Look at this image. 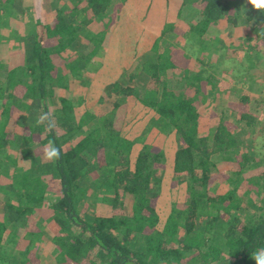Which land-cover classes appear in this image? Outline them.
<instances>
[{
	"label": "trees",
	"instance_id": "16d2710c",
	"mask_svg": "<svg viewBox=\"0 0 264 264\" xmlns=\"http://www.w3.org/2000/svg\"><path fill=\"white\" fill-rule=\"evenodd\" d=\"M114 1L119 2L69 0L73 7L61 5L53 23H31V30L20 32L17 24L30 11V2L0 0V36L3 29L13 25L14 41L18 42L23 61L8 68V63L0 59V71L4 73L0 74V177L12 170L17 183L13 193L18 201L6 204L7 224L13 232L16 225L26 229L18 239L16 233L0 246V264H45L36 252L42 233L47 235L44 226L48 222L53 226L54 236H48L57 248V264H256L252 253L264 248V160L260 159L264 146L258 143L254 147L255 141L248 140L256 129V119L248 111L240 114L236 125L221 119L206 137L199 135L206 82L209 76L219 74H212L207 67V57L191 69L176 64V48L165 43L160 50L155 45L153 54L138 63L126 83L117 81L107 88L110 100L103 99L111 112L87 119L94 125L99 123V127L74 146L63 142L78 130L72 121L77 103L63 98L60 104L49 103L54 88L65 87L64 76L52 72L54 62L75 77L93 64L102 37L94 35L90 25H103ZM80 4L85 6L81 8ZM188 5L195 10V18L187 22L191 33L202 36L207 28L228 20L249 29L244 39L245 44L249 43L247 50L264 45V10H255L247 3L248 11L240 13L236 7L232 10L226 0H184L180 1L178 17ZM87 13L92 19H87ZM79 34L87 35L85 45L78 42ZM254 39L257 43L250 46ZM66 50L75 51L77 58L73 54V60L68 61ZM129 97L147 102L176 132L173 177L175 184H186L187 199L182 207L172 205L162 227L154 202L166 156L162 149L143 143L131 162L134 144L116 126L120 103L114 101ZM234 105L230 109L236 112ZM47 112L56 122L51 132L45 131L46 125L36 123L39 115ZM50 141L60 149V158L55 162L44 159ZM85 152L94 156L93 161ZM18 153L21 159L29 160L27 171L11 169ZM1 156L7 163H1ZM221 163L230 166L223 173L231 189L213 194L210 187L215 184L214 172ZM256 170L259 173H253L255 176H246ZM97 171L96 179L93 173ZM46 175L51 178L49 184L44 182ZM84 177L100 184L97 193L113 207L111 216L80 215L89 203L90 187ZM240 189L245 199L238 196ZM120 191L133 200L130 213L124 210L125 202L118 199ZM44 206L50 207L54 215L39 230L28 231L29 222L42 218L34 215L35 211ZM249 206L255 208L253 213ZM6 230L0 222V243ZM18 244L19 250L13 251L12 246Z\"/></svg>",
	"mask_w": 264,
	"mask_h": 264
},
{
	"label": "rangeland",
	"instance_id": "374dc122",
	"mask_svg": "<svg viewBox=\"0 0 264 264\" xmlns=\"http://www.w3.org/2000/svg\"><path fill=\"white\" fill-rule=\"evenodd\" d=\"M30 2V0H27ZM36 2L42 1V0H35ZM49 2V0H43V2ZM180 1H184V0H180ZM191 1V0H190ZM228 1V3L232 6V10H234V7H236L237 10H239L240 13H244L247 10V3L244 0H226ZM32 2V0H31ZM51 9V8H50ZM194 8L191 5H188L187 7H185L184 9V14H182L181 17L177 16V20L174 23L175 29L177 31V33L179 35H182L183 33H188L189 35H191V37L197 39V35L190 33L189 27H188V20H192L195 17L193 16V14H195L194 12ZM53 16V12L49 11V13H46V20H49L51 17ZM76 21V20H75ZM109 21V20H108ZM108 21H104V24L101 26L99 25L98 27H94L91 28V32L94 35H100V37L103 38V40L106 37L108 28L107 27V23ZM197 21H198V17H197ZM30 28V27H29ZM229 28L232 30L231 34L234 36L232 37L231 35L229 36ZM31 30V29H30ZM246 27H235L233 25H230V23L228 25H225L224 27H222V25H218V26H211L209 27V29L207 30V34L211 35L210 37H213V39L215 38L216 40L213 41L212 46L210 47V57H207V67H209L212 71V73L215 71L216 73H219L220 71H223L225 67H231L233 69H235V67L241 65V68L237 69L236 72L234 73V71L232 72L235 76V78H237L233 81H228L229 77L225 78V81L228 83V86L225 87H229V91H227L226 94H224V96L219 95V96H215L216 98H219L218 100H220V102L217 103V101L213 102V101H207V104L201 107L200 111L203 113H205L204 116V120L202 123H200L199 127H198V133L201 137H206L209 133L210 130L212 128H215L219 122V118H221L222 116L220 115L222 112L225 113L226 112V117L227 120H229V122H235V125L238 121L239 115L245 111H248L249 114L253 113L252 110L254 112H257V116L258 118V125L261 126V128L264 127V93H256V87L257 88H263L264 89V45L261 46L260 48H258L257 50H247L245 47H247L246 45H249V43H244V39H245V33L247 32ZM85 35V34H84ZM244 37V38H243ZM87 35L84 39V44L87 43ZM219 39L222 41H226L229 44H232L231 47L227 46V50L224 46H222L223 44L219 43ZM237 40V41H235ZM176 41V40H175ZM197 42H201V39H197ZM232 41V43H231ZM186 39H179L175 42V47H177L178 50H181V52L186 55L190 50L189 47H187L185 45ZM257 41L251 40V44L250 46H253L254 44H256ZM260 43L262 44L263 41H260ZM228 45V44H227ZM226 46V45H225ZM107 48V47H106ZM106 48L103 50L102 47V55L100 56V59H94L96 60L99 65L97 66L94 62L93 64L91 63L90 65H88V68L86 70H82L78 73L76 80L81 82V83H85L86 86L90 84V81H92L93 77H94V84L92 89L89 90V95L90 96H86L85 98V91L86 90H82L81 94H83L81 96V100L79 99H75L74 102H77V106L74 109V112L72 114V121L74 126L76 127V129H78L77 131H75V133H70V135L68 134V137H65V139L63 140L64 143H68L69 145H76L78 140H81L80 137L84 138L86 137L93 129H95L96 127H99V123H95L90 121H87V119L91 118V115H95L97 117H101L102 115H106L107 113L111 112L110 110L108 112H106L105 110H103V108L97 104L95 105L96 101L100 98L102 99V97H106L108 100H110L106 94V90L104 91V94L102 95V97H96L94 91L95 89H100L102 82L105 84L107 83V79L109 78V75H106V77H104L105 79L101 80H97L96 74L97 72L100 70H103V66L107 65V50ZM162 49V48H161ZM160 49V50H161ZM231 52L228 54V52ZM74 52V51H72ZM121 52H123V50L121 49ZM67 57L70 59V50H68L67 52ZM125 54V53H124ZM137 55V54H136ZM140 55V54H139ZM138 55V56H139ZM6 56V55H3ZM147 55H143L142 59H139V62L141 60H143ZM200 56V55H199ZM215 56H219V58L215 57ZM226 57V58H225ZM192 58V56H191ZM138 59V57L136 58V60ZM231 59H235V62L231 61ZM135 60V61H136ZM138 62V63H139ZM191 64H197L196 60L191 59L190 60ZM135 63V62H134ZM134 63L130 66L131 70H128L126 72H124V74H122L120 76V81L121 83H126L127 80L130 79L131 76V72L133 70H135V68L132 70ZM138 65V64H137ZM101 66V67H100ZM98 68V69H97ZM95 69H97V71H95ZM240 74H244V76L242 77L243 82H239V76ZM216 77V76H215ZM219 77V76H218ZM233 78V77H231ZM221 79V77H220ZM96 80V82H95ZM214 81H216V78H214ZM95 85V86H94ZM235 87L238 89L239 87H242V94L243 95H248L250 96L251 100V104H249L248 106L243 105V108L241 109L240 113L238 111L231 113L230 112V107L231 104L235 102L236 98L235 96H233V92L230 90L232 89L231 87ZM104 88V87H102ZM91 92V93H90ZM213 91L211 90L210 92L208 91L207 97L208 99H210V94ZM106 94V96H105ZM79 95L75 96L78 97ZM262 99V100H260ZM213 100V99H211ZM222 100V101H221ZM237 101V100H236ZM108 102V101H107ZM109 107V106H108ZM237 107V105H236ZM238 108V107H237ZM52 113H55L54 110L52 109ZM202 113V114H203ZM148 113L144 112L143 113V117L147 116ZM26 114H23L22 117H25ZM214 119H217L216 121H213ZM115 120V119H114ZM218 122V123H217ZM257 122V121H256ZM257 125V123H256ZM152 127H153V131H157L160 134L158 135H152L150 138L145 139L144 141L142 139H133L132 138V142H133V146H132V151H131V158L132 161L134 162V156L137 155L138 151H140L142 149L143 143L148 142L149 144L153 145V147L156 146V148H160L164 151L165 156L172 155L173 152L175 150L178 149V145H177V139L175 138V136H171L172 135V128H170V126H168V124H166V122H164L163 120H159L156 119L155 122L152 123ZM264 132V131H263ZM264 134V133H263ZM127 135V134H126ZM133 136V135H132ZM134 137V136H133ZM248 138V137H247ZM255 135L253 136H249L248 140H253L255 141L254 143H256V145L260 146H264V136L259 138L258 140H255ZM243 139H246V137L244 136ZM260 148V147H259ZM16 150V149H15ZM86 153V157L89 160L94 159V156L91 155L88 152ZM1 163L4 161L5 163H7L6 157H2ZM21 155H18V160L15 161V164H12V168L13 171L15 172H21V171H27L29 167V160H25V159H21ZM100 159H104L102 157V155L100 156ZM260 159L264 160V153H262L260 155ZM8 163H10V160L8 161ZM39 164V163H38ZM89 168V166L87 167ZM238 168H235L234 170H237ZM230 170V169H228ZM215 171V170H214ZM225 171V168L222 166L220 167V169H217L214 172V180H215V184L210 187V193L213 194H224L226 193L228 190L231 189L228 181H227V175L225 173H223ZM12 172V170H11ZM11 172L8 173V175L6 176L3 172L2 177H0V222H2L4 225L7 226V230L5 231L6 233L3 236V241L2 243H0V246L5 245L7 239L9 240L10 238H12L13 235H15L17 233L18 237L17 239L22 236L23 233H25L26 229L25 227H21L16 225L15 226V231L13 232V230L10 229V225L7 224V207L6 204L8 203V201L10 202H16L18 201V198L16 197V194H14L13 192L16 190L14 187L16 186V180L15 177L11 176ZM258 171H251L249 174H247L246 176H255V174L253 173H257ZM259 173V172H258ZM99 176L98 171L93 173V177L97 179V177ZM174 172H173V163L172 160H167L164 169L162 170L161 175H159L160 178V186H159V191H158V197L156 198L154 205L156 208V212L158 213V215L160 217H162L161 219V223L160 226H164V220L166 219V217L168 216V214L170 213V211L172 210V205H176L179 207H182V205L186 202V184H175L174 182ZM50 176H45L44 177V182H46L47 184L50 183ZM86 182V184H89V190H88V197H89V203L87 202L84 207H83V211L80 212V215L83 217L84 214H88L91 216L95 215H107L110 212V215H112V211H113V207L109 204V202H105V200H103V194H98L97 191L99 189L100 184L98 182L95 181H91L89 180L87 177H84V183ZM245 182V181H244ZM244 185H246V183H243ZM15 189V190H14ZM96 190V192H94ZM53 193V192H52ZM49 194H51L50 189H49ZM241 194V195H240ZM115 196L117 194H114ZM238 196H241L242 199H245L246 194L242 193V190L240 189L238 191ZM11 197V198H10ZM52 197V196H51ZM129 195H124V193L122 191L119 192V196L118 199L121 200V202L123 203V201L125 202V212H129L132 210L133 207V200L128 198ZM12 199V200H11ZM89 204L94 205V207L89 206ZM255 204V203H254ZM247 205H249L247 203ZM250 207V206H249ZM39 208V209H38ZM34 213V215H39L42 218H40L39 221H37L36 223L31 221L28 223V231H37L41 228V226H43L45 224V220H47L49 217L52 218V216L54 215V211H52V209L48 206H44V207H38ZM85 209V211H84ZM250 211L253 213L255 211V208L250 207ZM42 213V214H39ZM17 224V222H16ZM51 222L46 223V226H44V228L46 227L48 229L47 231V235H43L42 233V242L38 243L39 247L37 248V252L36 254L41 255V258L43 257L44 259V263L45 264H57V248L55 247V244H53L50 240H49V236L53 237L54 233L52 231L53 226L51 225ZM46 229V230H47ZM11 230V231H10ZM9 233V234H7ZM53 233V234H52ZM8 237V238H7ZM19 245H14L13 247V251L17 252L19 250ZM43 254V255H42ZM32 255H35L34 253Z\"/></svg>",
	"mask_w": 264,
	"mask_h": 264
},
{
	"label": "crops",
	"instance_id": "0c3cea01",
	"mask_svg": "<svg viewBox=\"0 0 264 264\" xmlns=\"http://www.w3.org/2000/svg\"><path fill=\"white\" fill-rule=\"evenodd\" d=\"M59 1L60 3L59 2L57 3L56 0H49V2H45V1L43 2L42 0V1H39V4H38V2H36L35 0H32V2L30 0L29 6H28L30 7V11L28 12V14L24 16L23 20L17 24V25H20L19 27L20 32H27L30 29H32L31 26L29 28V24L31 23L33 25L35 24V22L40 23V24H47V25L53 23L57 16V9L60 8L61 5L67 7V9L73 7V4H71L69 0H59ZM118 3H119V7L117 5ZM84 6H85L84 4H80L81 8ZM179 9H180L179 0H123L122 2L120 0L119 2L114 1V3L110 7V10L108 11V16L104 18V21L106 20L108 21L109 19L111 20L109 21V24H108L109 28H108L106 37L104 40L103 38H101V40L99 41V52L94 58V59H100V56L103 54L102 47H103V50L107 47L106 48L107 65L102 67L103 70L101 71L99 70L97 72L95 78L97 80L102 81L103 79H105L104 77H106V75L110 74V76L106 80L107 81L106 84L105 82L104 83L102 82L101 84H99L101 85L100 89H95L94 93L96 97L98 98L102 97V95L104 94V91L107 90L108 87H110L115 82L120 81L119 79L120 76L124 74V72L131 70L130 66L135 62L134 63L135 66H133L132 68L133 70L137 66L139 59H142L143 55H147V56L141 61H144L147 58H149L150 55L153 54L151 53V51H153L154 46L157 44H158V49L163 48V45H165V43H166V46L171 45L174 49L176 48L175 62L178 66L185 65L187 68L194 69V67H197V64L196 65L191 64L190 62L191 59L196 60L197 61L196 63H198L199 59L203 57H210V47L213 44L212 42L215 41L216 39L215 38L213 39V37H210L211 35L207 34V30L209 28H207L203 32L202 36L197 35V39H201L202 40L201 42H197L196 41L197 39L191 37V35H189L188 33H183L182 35H179L174 26V23L176 22L177 16L179 14ZM49 11L53 12V16L49 20H46V13H49ZM86 16L88 20L89 18H91L89 14ZM229 23L230 25H233L231 21L229 22L228 20H223L215 26H218L221 24L222 27H224L225 25H228ZM100 25L102 26V24ZM12 26L13 25H10L9 29H3L2 30L3 35L1 34L0 36V59L8 63V68L19 63L22 58L21 51L18 50V42L14 41L15 34L12 31ZM90 26L91 28H94V27H98L99 24L92 23ZM235 27H245V26H242L241 24H239V26H235ZM231 32L232 30L229 28V36L231 35L232 37H234L231 34ZM246 34L247 33H245V35ZM79 36L81 37V39L78 42H80L82 45H85L84 39L86 37V34L85 35L79 34ZM179 39H186L185 45L189 47V50H190L186 55H184L181 52V50H178L177 47L174 46L175 42ZM219 43L223 44L222 46H224L226 50H227V46L228 47L232 46V44L227 43V40L222 41L219 39ZM205 47H208V48L204 49ZM121 49L123 50V52H121ZM67 52H68L67 50L66 52H64V55L66 57L68 55ZM229 53L231 52L229 51L228 54ZM73 54L75 55V58H77L75 51L74 52L70 51L71 58L69 59L67 57L68 61L71 62L73 60L72 59ZM3 55H6V56H3ZM55 57L56 56L52 55L53 59H55ZM137 57L138 59L136 60ZM215 57L219 58V56H215ZM94 59H92L93 62L98 66L99 63ZM231 61L235 62V59H231ZM54 63L55 64L53 65L52 72L55 75L64 76L65 87L64 88L63 87L54 88L53 94L49 97V100H48L51 105L60 104V99L62 98L71 99L73 101H75V99L81 100L82 99L81 96L83 95L81 94L82 90H86L84 93L85 98L86 96H90L89 90L92 89L93 87L94 77L92 81H90V84L86 86L85 83H81L77 81L73 73L69 70L68 71L66 70L67 69L66 67H61V66L59 67L57 65L59 62L57 61H55ZM238 68L240 69L241 65L235 67V69L231 67H225L224 70L220 71L218 75H215L214 72L212 73L216 77L214 75L209 76L210 78H208L206 82L207 87L204 90V94L206 97L205 105L207 104V101H213V102L217 101L219 99V98H216L217 96L219 95L224 96V94H226L227 91H229V87L228 88L225 87V86H228V83L226 82L227 80L225 81V78L229 77L228 81H233V80L237 81L236 80L237 78L233 76L234 74L232 72L234 71L235 73ZM97 69H95V71H97ZM0 74L4 75L3 71H0ZM238 76H239V82H243L242 77L244 76V74H240ZM214 78H216V81H214ZM231 88L232 89L230 90L233 92V96H235L237 100V101L235 100L234 104L237 105L238 108L235 105L234 107L236 111L240 113L241 109L243 108L244 103H246L247 104L246 106H248L249 104H251L252 99L250 98V96L242 94V90H243L242 87H239L237 89L236 86L235 87L233 86ZM211 90L216 91V93L215 95H213V92H212L210 94V99H208L207 94H208V91L210 92ZM255 92L262 94L264 93V89L263 88L260 89L256 87ZM77 95L79 96L75 97ZM103 98L107 99L106 97H102V99L99 98L96 101L95 105L99 104L102 108L104 107L103 110L108 112L109 109L106 108L105 101ZM114 101L120 103L117 108V113H116V126L117 128H119V130H121L123 136L126 139L131 141L133 138L136 140L142 139L144 141L145 139L148 140V138H150L152 135L160 134L157 131L155 132L153 131L154 129L152 127V123L155 122L156 119L162 120V118L159 117V115L156 113L154 108L148 106L147 102L138 101L133 97L122 98L120 101H117V100H114ZM218 102H220V100H218L217 103ZM144 112L148 113V115L145 117H143ZM230 112L233 113V111L231 110ZM252 112L253 113H251V115L255 117L256 119L255 123H257L255 127L257 131L255 129L254 139L258 140L259 138L264 136L263 134L264 127L261 128V126L258 125L259 117L257 116V112H254L253 110ZM204 114L205 113H203L202 115ZM220 115L222 117L219 118L218 120L219 123L221 122V119H225V121H229L227 120V117L225 116L226 112L225 113L222 112ZM216 120L217 119H214L213 121H216ZM172 130L173 132L171 136L173 137L175 136V138L177 139L175 130L174 129ZM80 139L82 140L83 138L80 137ZM81 140H78L77 143ZM145 143H148V142H145ZM256 146H257L256 143H254V147ZM176 151L177 150H175L172 155H169V157L166 156V162L167 160H172V163L174 162ZM222 166L226 170L229 169L230 167V166L227 167L226 164L221 163L218 166L219 169ZM11 176H12V173H11ZM105 216H111L110 212Z\"/></svg>",
	"mask_w": 264,
	"mask_h": 264
},
{
	"label": "clouds",
	"instance_id": "9594fccd",
	"mask_svg": "<svg viewBox=\"0 0 264 264\" xmlns=\"http://www.w3.org/2000/svg\"><path fill=\"white\" fill-rule=\"evenodd\" d=\"M255 10H264V0H247ZM37 125H46L45 131L51 132L56 128V122L51 117V112L42 113L39 115L36 121ZM60 158V149L57 148L54 142L50 141L44 149V159L49 162L58 161ZM260 248L252 253L251 258L256 261V264H264V253H261Z\"/></svg>",
	"mask_w": 264,
	"mask_h": 264
}]
</instances>
